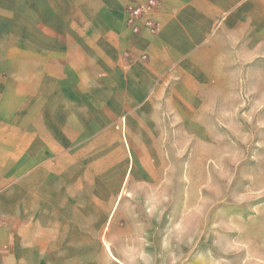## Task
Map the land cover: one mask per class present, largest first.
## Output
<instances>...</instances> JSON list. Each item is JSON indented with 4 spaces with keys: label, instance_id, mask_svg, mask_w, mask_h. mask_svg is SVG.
Instances as JSON below:
<instances>
[{
    "label": "rangeland",
    "instance_id": "374dc122",
    "mask_svg": "<svg viewBox=\"0 0 264 264\" xmlns=\"http://www.w3.org/2000/svg\"><path fill=\"white\" fill-rule=\"evenodd\" d=\"M131 1L140 0H0V103L8 105L0 115L23 114L35 94L63 92L65 112L73 106L82 119L88 112L83 95L92 90L107 94L97 101L98 112L119 113L128 95L120 80H112V68L130 55L120 35L128 33L124 17ZM263 74V67L227 73L222 83L208 86L207 104L192 118L184 108L196 88L191 80H163L157 91L177 100L176 132L155 134L168 147L129 148L124 118L112 115L106 132L94 134L99 142L89 160L81 150V187L100 177L112 187L128 169L133 179L143 178L130 177L124 193L110 199L119 206L111 217L112 247L139 255L127 264H264ZM13 200L0 223L37 242L36 258L50 213L38 197ZM58 200L63 249L78 248L79 254L65 264H117L108 259L99 205L83 196ZM119 223L126 226L122 231L115 228ZM127 234L143 243L121 242Z\"/></svg>",
    "mask_w": 264,
    "mask_h": 264
},
{
    "label": "crops",
    "instance_id": "0c3cea01",
    "mask_svg": "<svg viewBox=\"0 0 264 264\" xmlns=\"http://www.w3.org/2000/svg\"><path fill=\"white\" fill-rule=\"evenodd\" d=\"M158 1L156 36L132 34L124 17L128 33L120 37L127 42L125 52L130 55L119 67L112 68V80H120L128 95L119 113L112 114L108 109L98 112L97 101L101 96L107 100V94L92 90L83 95L88 112L82 119L73 106L70 115L65 112L63 92L35 94L33 103L24 104L23 114L14 118L0 115V212L5 219L10 213L7 205L15 197H38L43 211L50 213L41 228V251L36 258L33 249L36 253L37 242L24 236L23 231L18 233L12 224L0 223V264H32V261L65 264L79 260L78 248L77 253L73 248L71 253L63 249L65 242L60 233L63 204L58 198L65 196L91 198L94 207L99 205L110 261L117 264L137 261L136 252L126 253L112 247L116 236L111 232V217L119 206L117 201L112 206L110 199L124 193L123 186L130 177L135 182L141 181L142 176L133 179L128 169L112 182V187L108 177L88 178L81 187L78 178L81 150L89 160L99 142L93 139L94 134L106 132L112 115L124 118L129 148L168 147L155 134L176 132L177 100L170 91L167 95L157 91L163 80H168V84L173 80L172 85L174 80H191L196 88L191 90L190 99L184 101V108L192 118L198 115L197 109L207 104L209 85L222 83L225 75L234 70L264 68V62L257 61L264 55V0ZM261 79L264 80V74ZM134 91L137 97L129 95ZM76 95L73 93L71 97ZM7 107L0 103V113ZM63 149L67 150L65 155ZM22 203L25 205L26 201ZM119 224L116 229H125ZM122 236L121 242L143 243L141 236ZM66 243L74 245L73 240Z\"/></svg>",
    "mask_w": 264,
    "mask_h": 264
},
{
    "label": "built area",
    "instance_id": "2783aa9c",
    "mask_svg": "<svg viewBox=\"0 0 264 264\" xmlns=\"http://www.w3.org/2000/svg\"><path fill=\"white\" fill-rule=\"evenodd\" d=\"M159 8L158 0L131 1L126 5V25L132 34L156 36L159 30L155 14ZM146 59V55L142 56ZM1 222V214H0Z\"/></svg>",
    "mask_w": 264,
    "mask_h": 264
}]
</instances>
